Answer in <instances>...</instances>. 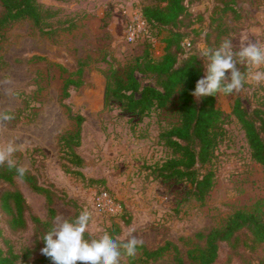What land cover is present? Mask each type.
<instances>
[{
  "label": "rangeland",
  "instance_id": "obj_1",
  "mask_svg": "<svg viewBox=\"0 0 264 264\" xmlns=\"http://www.w3.org/2000/svg\"><path fill=\"white\" fill-rule=\"evenodd\" d=\"M38 2L53 13L44 25L45 33L25 20L0 31V113L13 112L12 120L0 123V143L14 140L18 151L12 158L26 165L40 184L53 189L56 215L71 218L81 210H90L93 220L89 231L97 236L119 226L116 237L123 239L135 229V235L148 247L172 242L186 262L187 251L202 242L197 234L223 225L236 209L255 210L264 218V169L251 158L244 132L234 116L230 115L223 125L224 136L211 164L213 186L200 203L185 199L182 184L156 180L150 174L151 165L170 155L158 134L176 120L173 112L154 109L139 119L118 105L104 107L103 71L130 62L147 47L154 56L160 54L164 32L154 29L148 36L127 40L132 11L153 0ZM225 5L232 10H224ZM191 11L213 19V25L219 22L229 29L217 40L211 37L199 42L201 49L216 48L225 38L232 40L234 48L244 40L262 46L264 0H200ZM237 67L245 74L255 70L243 64ZM68 75L80 85L72 86L69 96L63 99L61 88ZM263 92L264 82L245 83L238 95L245 106L251 107ZM64 103L84 117L81 144L76 150L84 159L83 173L103 178L101 186H88L60 167L57 138L73 127ZM219 103L229 112L226 96H220ZM16 182L31 212L46 219L44 197L21 180ZM99 189L107 190L113 200L98 193ZM126 219L128 223H124ZM0 227L16 251L34 246L31 222L13 233L0 215ZM256 251L233 253L223 243L215 264H264V248ZM39 253L36 251L34 256ZM146 264H175L173 252H165Z\"/></svg>",
  "mask_w": 264,
  "mask_h": 264
},
{
  "label": "trees",
  "instance_id": "obj_2",
  "mask_svg": "<svg viewBox=\"0 0 264 264\" xmlns=\"http://www.w3.org/2000/svg\"><path fill=\"white\" fill-rule=\"evenodd\" d=\"M198 1L153 0L152 4L139 7L146 22L144 35L148 36L154 29L164 32L160 54L154 56L147 47L130 62L111 65L103 71V104L109 109L114 104L118 105L122 111L139 119L148 116L154 109L173 112L176 120L158 134L159 141L170 151V155L151 165L150 174L156 180L182 184L185 199L203 203L213 186L211 164L224 136L223 125L230 115L241 125L251 158L264 169V92L251 107L245 106L237 93H217L199 99L191 95L196 81L204 75L199 42H207L211 37L217 40L229 30L219 22L213 25V19L201 13L194 14L191 6ZM0 5V31L14 22L25 20L45 33L44 25L53 16L38 0H0ZM224 10L232 8L225 5ZM79 85L80 82L68 75L61 88L62 98L69 96L72 86ZM220 96L229 99V112L219 103ZM64 107L73 127L62 131L57 138L60 167L88 186H101L105 183L103 178L87 177L83 173L84 159L76 150L81 144L84 117L73 112L66 103ZM4 114L12 116L13 112L5 111ZM16 179L44 197L46 219L42 220L31 212ZM0 185V215L8 230L13 233L21 231L31 222L35 233L33 247L26 246L16 251L0 227V264H52L41 252L37 257L34 255L44 246L38 238L50 228L56 215L53 189L40 184L29 169L20 178L15 169H8L6 165L0 167ZM102 192L111 198L107 190H98V193ZM118 205L121 212L122 205ZM116 215L118 213L111 216ZM128 222L129 219H126L124 223ZM119 231L118 226L109 234L120 240L116 237ZM197 236L202 242L187 251V262L179 248L166 241L156 247L143 243L134 257L122 255L124 260L121 264H146L168 251L173 252L175 264H215L223 243L233 253L255 252L264 248V218L255 210L239 208L227 217L223 225L201 231Z\"/></svg>",
  "mask_w": 264,
  "mask_h": 264
},
{
  "label": "clouds",
  "instance_id": "obj_3",
  "mask_svg": "<svg viewBox=\"0 0 264 264\" xmlns=\"http://www.w3.org/2000/svg\"><path fill=\"white\" fill-rule=\"evenodd\" d=\"M199 57L204 63V75L195 83L191 95L197 99L222 93L231 95L240 93L245 83L260 84L264 82V46L247 40L241 41L234 48L231 39L225 38L216 48H203ZM187 58V57H185ZM238 64L255 69L245 74ZM8 114L0 113V123L12 120ZM18 151L16 142L8 140L0 143V167L15 169L23 178L28 169L26 165H18L12 158ZM93 213L81 210L74 217L57 214L51 226L38 239L43 241L41 254L52 261V264H121V256L134 257L143 240L131 229L123 239H114L108 232L97 236L90 232ZM87 233V236H86Z\"/></svg>",
  "mask_w": 264,
  "mask_h": 264
},
{
  "label": "built area",
  "instance_id": "obj_4",
  "mask_svg": "<svg viewBox=\"0 0 264 264\" xmlns=\"http://www.w3.org/2000/svg\"><path fill=\"white\" fill-rule=\"evenodd\" d=\"M145 33L146 22L142 18L139 8H137L136 10L132 11V17L127 23V40L132 42L138 36H144ZM262 46H264V36Z\"/></svg>",
  "mask_w": 264,
  "mask_h": 264
}]
</instances>
